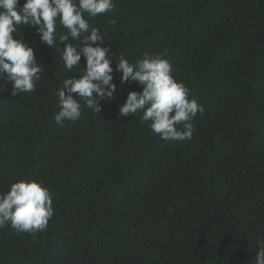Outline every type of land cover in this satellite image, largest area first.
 Listing matches in <instances>:
<instances>
[{
    "label": "trees",
    "instance_id": "1",
    "mask_svg": "<svg viewBox=\"0 0 264 264\" xmlns=\"http://www.w3.org/2000/svg\"><path fill=\"white\" fill-rule=\"evenodd\" d=\"M114 3V12L86 16L113 51L112 67L146 53L168 60L204 108L193 137L162 140L141 111L120 117L127 94L142 89L115 70L117 95L100 113L82 104L80 119L56 124L57 91L85 59L68 72L35 28L22 29L45 70L34 92L12 97L10 83L0 92V194L40 181L54 215L35 235L0 228V264H255L264 238V0ZM57 31L67 32L59 22Z\"/></svg>",
    "mask_w": 264,
    "mask_h": 264
},
{
    "label": "clouds",
    "instance_id": "2",
    "mask_svg": "<svg viewBox=\"0 0 264 264\" xmlns=\"http://www.w3.org/2000/svg\"><path fill=\"white\" fill-rule=\"evenodd\" d=\"M114 0H0V92L10 83V96L34 92L42 80L45 67L38 63L34 50L20 36L24 28H35L42 43L55 48L72 72L81 64L79 74L63 81L57 91L59 111L56 124L77 121L82 115V104L97 115L101 101L114 99L117 86L114 70L121 73V83H135L142 91H130L118 106L120 117L143 113L141 119L149 122L152 132L162 140H191L195 127L192 120L203 113V106L189 99V89L174 79L172 64L160 54H144L134 64L121 57L112 67L113 51L101 46L104 38L89 20L115 11ZM57 22L67 32L57 31ZM110 23L116 24L115 19ZM14 34L20 38H14ZM77 41L72 43L70 41ZM63 45V47H61ZM77 97L79 99H77ZM182 124V130L180 126ZM54 215L53 200L40 181H19L10 190L0 194V228L11 226L17 233L35 235L43 232ZM255 264H264V238L258 239ZM249 251V249H248Z\"/></svg>",
    "mask_w": 264,
    "mask_h": 264
}]
</instances>
